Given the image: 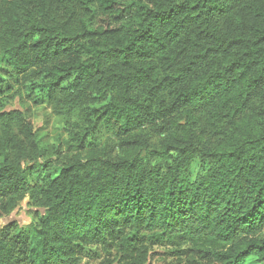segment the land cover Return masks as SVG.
I'll return each instance as SVG.
<instances>
[{"label":"trees","instance_id":"trees-1","mask_svg":"<svg viewBox=\"0 0 264 264\" xmlns=\"http://www.w3.org/2000/svg\"><path fill=\"white\" fill-rule=\"evenodd\" d=\"M133 1L0 0V99L40 89L80 119L44 168L30 117L0 112V217L41 210L0 228V264H148L153 247L264 264V0Z\"/></svg>","mask_w":264,"mask_h":264},{"label":"rangeland","instance_id":"rangeland-1","mask_svg":"<svg viewBox=\"0 0 264 264\" xmlns=\"http://www.w3.org/2000/svg\"><path fill=\"white\" fill-rule=\"evenodd\" d=\"M124 5L134 6L133 0H121ZM19 92V94H16ZM7 97V96H6ZM0 99V112L16 110L28 115L32 121L33 127L37 131L40 146L43 151L44 163L46 168L52 164L55 159L68 153L67 144L70 143V133L73 131L74 123H79L77 116L71 120L63 116L54 114L50 107L46 104L44 94L39 90H34L30 94L29 87L13 86V93L7 98ZM33 98L36 100L34 101ZM96 149H105L109 155L117 156L120 154L118 142L107 134L104 130L98 129L90 140ZM157 138H154V142ZM144 158L151 163L152 166L165 168L168 161L154 159L150 154H145ZM199 163L195 161L192 166V175L198 174ZM41 210L29 204L27 200L19 203V205L9 214L0 217V228L9 224L26 227L37 222L38 215ZM169 247H153L151 249V257L148 264H191L186 256L180 253H172ZM80 264H112L111 259L101 257L98 259L85 258ZM192 264H204L196 261Z\"/></svg>","mask_w":264,"mask_h":264}]
</instances>
